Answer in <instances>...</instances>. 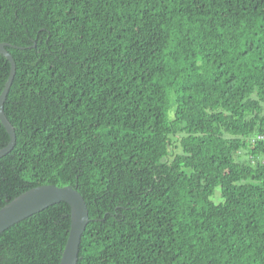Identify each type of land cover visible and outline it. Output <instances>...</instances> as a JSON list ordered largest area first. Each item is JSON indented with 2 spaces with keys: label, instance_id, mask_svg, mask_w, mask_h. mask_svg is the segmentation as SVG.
Listing matches in <instances>:
<instances>
[{
  "label": "trees",
  "instance_id": "trees-1",
  "mask_svg": "<svg viewBox=\"0 0 264 264\" xmlns=\"http://www.w3.org/2000/svg\"><path fill=\"white\" fill-rule=\"evenodd\" d=\"M0 42V207L75 187L77 264H264V0H0ZM69 226L13 223L0 264H58Z\"/></svg>",
  "mask_w": 264,
  "mask_h": 264
},
{
  "label": "water",
  "instance_id": "water-1",
  "mask_svg": "<svg viewBox=\"0 0 264 264\" xmlns=\"http://www.w3.org/2000/svg\"><path fill=\"white\" fill-rule=\"evenodd\" d=\"M6 44L0 42V52L10 62V74L0 92V121L9 134V141L0 148V156L11 150L16 139L14 127L3 109V102L15 72L14 58L6 49ZM60 201H65L70 207V226L58 264H77L81 236L90 219L84 197L71 185L41 184L8 200L0 207V232L32 213Z\"/></svg>",
  "mask_w": 264,
  "mask_h": 264
}]
</instances>
